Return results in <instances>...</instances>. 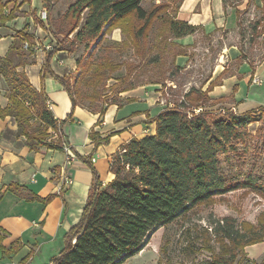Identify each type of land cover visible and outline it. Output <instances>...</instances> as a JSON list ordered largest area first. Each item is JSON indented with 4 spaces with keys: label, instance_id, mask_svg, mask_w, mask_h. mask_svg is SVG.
Segmentation results:
<instances>
[{
    "label": "trees",
    "instance_id": "1",
    "mask_svg": "<svg viewBox=\"0 0 264 264\" xmlns=\"http://www.w3.org/2000/svg\"><path fill=\"white\" fill-rule=\"evenodd\" d=\"M10 1L0 0V26L13 18V12L6 13ZM44 1L48 28L55 35L64 37L59 38L55 50L46 54V71L50 70L56 52L68 49L65 41L74 32L71 46L84 44L88 52L93 46L103 44L107 34L120 29L124 38L114 44L132 49L136 58L144 60L152 50L151 46L157 45L150 41L155 23L159 22L161 26L156 36L160 37L159 42L167 41L171 36L172 44L179 47L175 58L187 52L175 39L194 34L199 29L177 19L183 0H167L150 9L142 5L144 0H75L58 17L53 16L54 0ZM263 23L264 13L253 24V35L257 36L259 27L264 30ZM239 24L242 28L241 19ZM34 42V33L23 29L18 32L8 53L0 55V78L5 82L8 97V104L0 105V116L15 118L17 137H23L25 145L32 151L61 150L66 143L62 127L67 119L59 120L54 116L47 104L46 93L35 88L27 73L20 70L34 62V51L24 47L25 43L31 46ZM88 59L85 62L84 57L78 58L77 73L59 79L70 95L73 108L79 105L103 114L111 104L121 105L126 100L118 97L104 106H92L101 98L99 88L106 86L109 73L120 69L122 62L107 61L94 67L92 59ZM159 62L151 59L147 63L157 65ZM135 68V61L127 63V72L120 79H129ZM161 71L157 78L151 77L148 82L161 83L164 74ZM85 83L93 91L85 92L82 89ZM139 85L130 82L118 93ZM215 85L216 82L211 83L205 91L202 87H191L179 103L175 102V107L166 105L155 117L154 135L133 138L113 157L111 171L115 176L109 183L103 185L93 169L94 183L81 220L65 235L64 247L51 264H124L143 248L158 226L173 222L198 204L236 190H249L264 196V163L261 171L254 173L250 166L240 177L225 171L222 160V156L234 154L241 165L244 155L241 150L248 152L254 137L262 139L256 148L264 152V131L259 129L253 135L249 130V125L261 118L257 111L264 107L243 113L223 107L212 109L209 105L217 102L211 99L209 92ZM85 100L90 104L86 105ZM197 107L204 109L195 112ZM49 136L57 140L49 141ZM214 232L227 241L230 250H234L261 241L264 225H240L233 217H224L216 223ZM236 258L235 251H231L229 258L215 255L205 264H243L241 261L236 263Z\"/></svg>",
    "mask_w": 264,
    "mask_h": 264
},
{
    "label": "crops",
    "instance_id": "2",
    "mask_svg": "<svg viewBox=\"0 0 264 264\" xmlns=\"http://www.w3.org/2000/svg\"><path fill=\"white\" fill-rule=\"evenodd\" d=\"M250 2L183 0L177 19L199 29L175 39L187 51L177 56L176 64L188 66L190 51L196 50L201 41L240 32L239 21ZM6 11L13 12V18L0 26L1 56L8 53L23 29L34 33L41 43L47 41L44 0H11ZM257 37L264 47L261 27ZM61 52L65 50L52 58L46 71V54L35 50L34 62L20 70L27 73L35 88L46 93L54 116L67 119L62 127L66 142L63 148L32 151L23 137H17L15 118L0 116V264H51L64 247L65 235L81 220L94 183L93 169L103 185L109 183L115 176L111 171L113 157L133 138L154 135L155 117L165 107L159 102L162 89L158 84H149L124 92L126 100L121 105L111 104L103 114L79 105L73 108L59 78L68 76L76 63L70 57L61 58ZM59 59H64V64ZM213 82L216 85L209 95L217 103L210 104L212 107L236 113L264 107V53L260 58H244L237 44L222 46L202 89L207 90ZM7 104L6 85L0 78V105ZM66 147L74 158L69 159Z\"/></svg>",
    "mask_w": 264,
    "mask_h": 264
},
{
    "label": "rangeland",
    "instance_id": "3",
    "mask_svg": "<svg viewBox=\"0 0 264 264\" xmlns=\"http://www.w3.org/2000/svg\"><path fill=\"white\" fill-rule=\"evenodd\" d=\"M74 1L55 0L53 16H60ZM260 1H263L262 8L259 7L262 4ZM162 2H167V0H144L142 5L146 9H150L153 5ZM263 13L264 0H251L249 8L241 18L243 26L240 32L234 35L222 33L219 38L211 37L201 41L196 50L190 51L188 66L176 64L177 57L175 58V54L179 47L172 44L174 39L172 40L171 36L167 41L162 40V42H159L161 41L158 39L160 37L156 38L161 28L159 22L155 23L150 37L151 44L157 45L151 46L153 48L144 60L136 58L132 49H123L120 45L114 44L124 38L120 29L107 34L103 44L96 48L93 46L88 52H86L84 44L76 43L71 46L70 41L74 39V32L65 41L68 49L61 52L59 56L64 59L70 57L75 61L76 66L75 69L70 70V76L77 73V59L80 57H84L85 62L90 57L94 67L107 61L122 62L120 69L109 73L106 86L99 88L102 93L101 98L92 106H104L113 98L117 99L118 97L124 100V92L118 93L120 89L126 87L130 82L141 84L139 86L153 84L148 82L149 79L151 77L157 78L162 72L161 69L164 74L158 87L162 89L165 100H173L179 103L191 87L203 86L211 71L214 70L216 58L222 46L237 44L244 58L255 59L263 55L264 47L260 45V38L252 34L253 24L263 17ZM58 37L64 39L63 36ZM151 59L160 62L157 65L156 63L148 64L147 62H150ZM131 61L136 62V68L132 75L127 80H124L125 78L120 79L126 74L127 63ZM82 89L85 92L93 91V88L87 86L86 83L82 85ZM84 103L90 104L89 100H85ZM209 107L218 108L211 105ZM257 115L261 118L249 125V130L253 135L259 129L264 131V109L257 111ZM48 140L56 141L57 138L49 136ZM261 140V138L254 137L251 139V145L247 148L248 152L241 150L244 153L241 165L238 164L234 154L222 156L224 170L232 171L240 177L250 166L254 173L261 171L264 163V152H261L260 148H256L259 144L261 145ZM253 163L256 164L253 165ZM224 217H233L240 225L253 224L261 227L262 224L264 225V196L249 190H236L216 197L208 203L198 204L178 216L173 222L158 226L150 234L143 248L128 258L124 264H205L207 261H211L215 255L224 256L225 259L229 258L231 251H235L237 254L236 263L241 261L243 264H264V236L257 243L230 250L227 241L214 232L216 223Z\"/></svg>",
    "mask_w": 264,
    "mask_h": 264
},
{
    "label": "built area",
    "instance_id": "4",
    "mask_svg": "<svg viewBox=\"0 0 264 264\" xmlns=\"http://www.w3.org/2000/svg\"><path fill=\"white\" fill-rule=\"evenodd\" d=\"M44 16L46 17V11L44 13ZM58 43H59V37L57 35H55L50 29H48L47 30V41H45L44 43H41L39 40L35 39V42H34L33 45L30 46L28 43H25L24 47L26 49H32L33 51H35V50L43 51L45 54H47V53L52 52L53 50H55L56 47H58ZM59 51L60 50H58L55 55H57V53ZM59 62L61 64H64V59H59ZM259 81L260 80L258 79V82ZM159 101L165 106L166 105L169 106V107H175L176 106L175 101H173V100H165L164 95H161ZM47 104L49 105L48 102H47ZM203 109H204L203 107H197L194 110H195V112H201V111H203ZM66 149H67V151L69 153V159L74 158V155L70 151L69 147H66Z\"/></svg>",
    "mask_w": 264,
    "mask_h": 264
}]
</instances>
